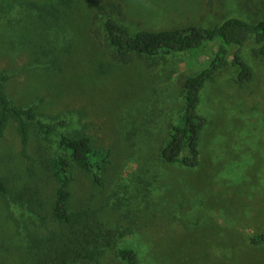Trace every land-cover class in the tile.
<instances>
[{"label": "rangeland", "instance_id": "rangeland-1", "mask_svg": "<svg viewBox=\"0 0 264 264\" xmlns=\"http://www.w3.org/2000/svg\"><path fill=\"white\" fill-rule=\"evenodd\" d=\"M19 1L41 4L56 17L41 22L18 2L6 13L3 5L6 94L18 105L34 102L45 120H71L67 133L83 131L108 156L100 182L74 170L70 188L73 209L85 210L109 235L111 246L97 264H126L115 253L123 244L135 249L139 264H264V244L248 241L264 231V57L252 42L242 47L253 78L240 84L233 47L205 82L197 111L208 122L199 163L187 167L163 160L160 150L184 104L181 81L208 65L216 45L122 63L102 29L106 16L132 32L212 27L229 17L254 22L264 15V0H116L120 14L97 12L107 0ZM46 138L31 128L23 147L13 121L0 137V176L9 188L0 197V261H36L53 235L27 202H47L55 189L50 163L59 148L52 135ZM46 225L57 238L71 236Z\"/></svg>", "mask_w": 264, "mask_h": 264}, {"label": "trees", "instance_id": "trees-1", "mask_svg": "<svg viewBox=\"0 0 264 264\" xmlns=\"http://www.w3.org/2000/svg\"><path fill=\"white\" fill-rule=\"evenodd\" d=\"M17 2L21 9L27 11V15H33L34 19L41 22L56 17L54 11L41 4L0 0V20L3 17V5H6V13L17 7L14 5ZM31 7H35L38 12L35 14ZM107 11L120 14L122 5L116 0H107L99 5L97 12ZM102 29L108 45L113 48L114 58L122 63H128L136 56L154 60V56L159 53L195 51L210 44L216 45L208 65L181 81L184 104L160 150V155L165 161H178L187 167L197 166L200 157L199 136L208 122L207 117L197 111L200 90L205 82L212 79L226 64L229 51L233 47L235 50L232 60L238 67L237 82L243 84L252 80V69L244 61L241 52L246 43L252 42L255 45L254 52L264 57V15L254 22L229 17L220 25L212 27L187 25L175 29H140L133 32L114 18L106 16ZM93 33L94 36L100 37L98 29H94ZM7 79L8 75L0 71V137L8 123L13 121L23 147L28 143L33 128L45 141H48L47 135H52L59 148L50 163L51 175L55 181V189L50 199L47 202L32 197L27 200L30 212L38 217L43 227L53 235L49 245L42 250L36 261L20 264H97L104 246H111L107 239L109 235H104L105 232L95 225V221L86 218L85 210L73 209L70 188L74 170L88 171L96 182H100L103 163L108 161V156L94 148L91 137L83 131L67 133L66 129L72 128L71 120L61 117L48 121L37 113V105L34 102L27 106L14 103L5 91ZM26 100L29 102V99ZM8 192V184L0 176V197L6 196ZM92 217L95 220V216ZM47 221L60 225V229L66 228L71 236L57 238L56 232L46 225ZM248 241L255 245L264 244V231L251 235ZM115 253L126 264H139L137 252L127 244L118 245ZM0 264L11 263L0 261Z\"/></svg>", "mask_w": 264, "mask_h": 264}]
</instances>
